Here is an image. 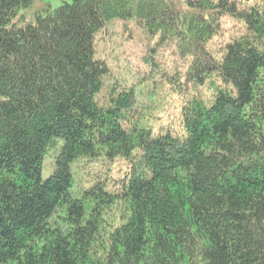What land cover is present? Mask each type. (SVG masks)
<instances>
[{
    "label": "trees",
    "instance_id": "trees-1",
    "mask_svg": "<svg viewBox=\"0 0 264 264\" xmlns=\"http://www.w3.org/2000/svg\"><path fill=\"white\" fill-rule=\"evenodd\" d=\"M113 19L190 57L181 133L130 125L132 90L96 99ZM101 153L127 164L116 187L72 192ZM0 264H264V0H0Z\"/></svg>",
    "mask_w": 264,
    "mask_h": 264
},
{
    "label": "rangeland",
    "instance_id": "rangeland-1",
    "mask_svg": "<svg viewBox=\"0 0 264 264\" xmlns=\"http://www.w3.org/2000/svg\"><path fill=\"white\" fill-rule=\"evenodd\" d=\"M45 1L52 7H58L68 0ZM236 1L241 5H249L255 0ZM238 23L234 18L225 16L222 24L226 34L223 35L224 39L227 34L236 32ZM144 57L148 59L145 60ZM95 58L104 60L108 66V72L102 78V88L96 96L98 101L101 95L108 101L112 96L132 90L135 103L126 112V120L130 125L149 128L153 132L169 130L181 133L179 110L192 89L189 87L187 91L177 93L173 89V74L184 71L190 57H180L175 42L159 44L157 34H148L134 20L122 24L113 19L96 33ZM205 87L198 86L204 96H207L210 91ZM57 149L50 148L43 159L42 180L54 171ZM70 169L73 176L72 192L76 194L101 178L106 180L105 188L112 190L116 187L114 181L127 170V164L123 158L110 159L101 153L74 160Z\"/></svg>",
    "mask_w": 264,
    "mask_h": 264
}]
</instances>
